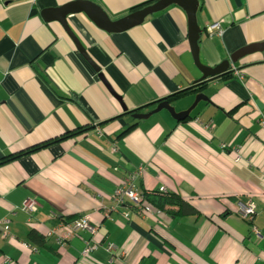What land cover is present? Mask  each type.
Returning a JSON list of instances; mask_svg holds the SVG:
<instances>
[{
    "label": "crops",
    "instance_id": "0c3cea01",
    "mask_svg": "<svg viewBox=\"0 0 264 264\" xmlns=\"http://www.w3.org/2000/svg\"><path fill=\"white\" fill-rule=\"evenodd\" d=\"M159 1L0 0V219L11 220L0 264H264V0H195L201 64L229 62L205 80L185 8L112 30L86 3L114 23ZM214 23L221 36H209ZM198 95L184 121L167 110L133 117L163 100L185 112ZM141 167L136 188L164 189L185 212L143 218L115 202ZM241 202L255 204L253 221ZM82 216L94 233L65 246L49 236Z\"/></svg>",
    "mask_w": 264,
    "mask_h": 264
},
{
    "label": "built area",
    "instance_id": "2783aa9c",
    "mask_svg": "<svg viewBox=\"0 0 264 264\" xmlns=\"http://www.w3.org/2000/svg\"><path fill=\"white\" fill-rule=\"evenodd\" d=\"M208 33L210 37L221 36L223 30L220 23H214L208 28ZM261 126L264 129V115H261ZM211 126H209L210 128ZM143 173V167H141L134 175L128 177L124 180L123 184L115 191L114 200L118 205H123L125 203H131L136 209L137 215L143 218H149L155 216V212L160 213L161 211L154 208L149 204L143 195V192L138 190L135 185V181ZM161 192H166L164 189L160 190ZM38 204L36 201H26L21 210L28 213L29 215L33 214L37 210ZM239 214L241 217L247 221H253L256 215V206L252 202L248 203H239ZM128 216V215H126ZM11 220L9 219H0V235L2 238H6L10 235ZM81 230H87L91 233L95 232V228L91 225L90 218L88 216H82L81 218L71 222L60 223L57 227L52 229L49 233V236L55 237L58 244L65 246L68 242L76 236V234ZM257 234L259 232L255 230ZM94 249V246L90 243L87 244L85 250L83 251V256L88 257L91 251ZM113 247L108 246V251H112Z\"/></svg>",
    "mask_w": 264,
    "mask_h": 264
},
{
    "label": "water",
    "instance_id": "95a60500",
    "mask_svg": "<svg viewBox=\"0 0 264 264\" xmlns=\"http://www.w3.org/2000/svg\"><path fill=\"white\" fill-rule=\"evenodd\" d=\"M87 8H89L91 10L90 14L92 16H94L97 20L101 21L105 27L111 28L112 30H125L128 29L130 27L139 25L141 23H143V21L146 19V17H148L151 14H154L156 12L162 11L163 9L173 5V4H177L180 5L181 7L185 8L188 11L189 14V18H190V22H191V26L193 29V34L191 35V44H192V48H193V55H194V60L196 65L202 70L203 72V79H207L209 77H215V76H219L222 74H225L229 68V62L226 61L223 64H221L220 66L216 67V68H208L205 67L201 64L200 60H199V49H198V42L200 39V29L197 26V22H196V11L198 8V3L195 0H162L157 2L154 5H151L150 7H147L145 9H143L142 11H139L137 13H134L124 19H121L120 21L111 23L108 18L107 15L93 2H86ZM64 10H66L67 12L71 11V6H66L64 8ZM66 19H67V15L65 16V14H63V24L65 25L66 23ZM69 34L71 35V37H73L75 39V41L77 42V44L79 45V47L83 49L82 45L79 43V41L76 39V37L73 35L72 32H69ZM242 52L241 53H237L236 55H234L232 57L233 62H237V60L239 58H241L242 56ZM101 79L104 81L103 76H100ZM205 97L203 95H198L196 97V100L194 102V104L192 105V107L182 113H178L175 109V107L171 106V104L169 103V101L167 100H163L161 101L157 107L150 111L149 113L146 114H140V113H136L135 115H133V117L135 119L138 120H147L149 119L152 115L162 111V110H167L172 116L173 118H175L177 121H184L185 119H187L191 112L197 107V105L204 100Z\"/></svg>",
    "mask_w": 264,
    "mask_h": 264
},
{
    "label": "trees",
    "instance_id": "16d2710c",
    "mask_svg": "<svg viewBox=\"0 0 264 264\" xmlns=\"http://www.w3.org/2000/svg\"><path fill=\"white\" fill-rule=\"evenodd\" d=\"M42 146L45 145L41 144L38 147L34 148L33 150L39 149ZM143 195L145 196L149 204H151L154 208L160 211L165 210L167 206L178 205L181 207V211L185 212V207L188 206L180 197L170 195L168 192L151 191V192H143ZM190 211L193 212V209H190ZM31 236L33 237L34 242L41 243L42 239L45 240L44 237H38L35 234H32Z\"/></svg>",
    "mask_w": 264,
    "mask_h": 264
}]
</instances>
